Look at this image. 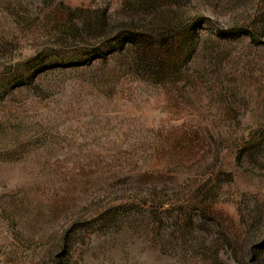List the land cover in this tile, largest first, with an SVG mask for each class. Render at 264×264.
Returning <instances> with one entry per match:
<instances>
[{"label":"rangeland","instance_id":"1","mask_svg":"<svg viewBox=\"0 0 264 264\" xmlns=\"http://www.w3.org/2000/svg\"><path fill=\"white\" fill-rule=\"evenodd\" d=\"M0 264H264V0H0Z\"/></svg>","mask_w":264,"mask_h":264}]
</instances>
